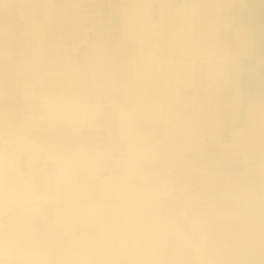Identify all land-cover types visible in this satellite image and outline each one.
Here are the masks:
<instances>
[{
	"label": "crops",
	"instance_id": "obj_1",
	"mask_svg": "<svg viewBox=\"0 0 264 264\" xmlns=\"http://www.w3.org/2000/svg\"><path fill=\"white\" fill-rule=\"evenodd\" d=\"M46 4L59 21L60 0H0V264H264V157L257 158L264 156V0H152L153 21L163 26L154 41H168L167 50L159 44L154 54L160 62L169 57L200 70L196 76L186 73L179 102L190 95L193 105L202 102L205 125L211 120L217 125L216 140L207 144L228 151L226 159L216 160L217 171L207 159L197 180V161L189 154L183 158L184 183L200 179L204 187L221 189L210 196L212 208L191 205L184 208L187 214L166 206L167 198L177 197L171 177L145 174L152 183L162 182L154 186L166 188L162 191L126 189L132 176L144 175L135 163L150 164L165 139L176 144L171 122L168 132L157 122L151 132L138 131L135 121L147 119L143 111L135 120L122 110L119 142L106 141L102 150L95 137L81 143L80 135L60 133V118L79 112L31 110L25 96L32 56L51 46L41 41L46 27H38L48 20ZM185 41L197 45L187 57L178 47ZM211 54L227 71L223 66L215 77L209 75ZM48 57L53 56L43 61ZM151 86L154 104L163 98L153 81ZM188 86L195 91L183 95ZM152 110L149 122L156 118ZM162 113L167 118L166 110ZM212 129L181 138L194 143L192 136H211ZM245 151L248 158L241 157ZM225 165L248 169L237 174L222 169ZM230 181L250 186L226 189ZM116 182L124 186L114 187ZM189 187L184 186L186 195L193 193Z\"/></svg>",
	"mask_w": 264,
	"mask_h": 264
},
{
	"label": "rangeland",
	"instance_id": "obj_2",
	"mask_svg": "<svg viewBox=\"0 0 264 264\" xmlns=\"http://www.w3.org/2000/svg\"><path fill=\"white\" fill-rule=\"evenodd\" d=\"M44 8L45 13L48 16V20L41 21L44 23V26H47V30L42 32L45 33L44 36L51 45L60 41V87L61 90L64 88L65 100H67V102H71V104L76 101L78 102L75 103L76 105L83 103V105L90 108V112H82L79 111V109H74V111H60L65 115L71 114L72 112H79V115H81L76 118H64V116H62V118H60V126L62 124L64 125L60 127V133L66 136L69 135L70 137L80 135L77 141L81 143L94 142L93 138L95 137L96 142H98V147L103 150L102 144H104V142L107 141L110 143L111 140L113 142H119L121 137L119 126V122H121V120L119 116L121 111L125 110L128 114H134L133 117L135 120L137 119V114H141L140 111H143L142 114H144V116L148 119L149 116H151L150 110L158 102L155 101L154 104L151 102L153 92V86H151L152 81L153 85H155L154 89L156 92L158 90V92L161 93L163 90V86L159 85V82L161 83V81H154L151 77L148 79L146 78L147 80L144 81L145 86L143 87H141V85H137L139 81H136L137 79H135L139 75L136 70L137 64L136 62H133V59H137L136 55L141 51V49L136 47L135 42L138 37L137 31L140 30V26L144 21V18L141 21L136 19V6L134 5L133 0H60V20L58 22L57 20H54L52 13H47L46 5ZM41 22L38 23L39 28H42L40 25ZM144 28L147 32L151 31L153 35L157 34L159 31V29H153L147 23H144ZM158 41H160V46L163 47L164 50H167L168 41L162 38ZM36 49L37 48L35 47V50ZM108 49L111 50L110 53L108 52ZM54 51L55 49L53 52ZM42 57L43 56L40 54L32 56V62L35 64H32V72H30L31 85L30 87H26V89L29 87L30 92L29 95L26 94L25 96L26 101L30 100L31 110L39 112L42 105L41 103L39 104V102H36L37 100L35 96L39 95L42 97L39 93V89H43L44 87L49 89V84H54V79L56 80L57 74L59 73L57 69L59 66L56 61H53L55 60V57H48L47 62H44ZM208 58L209 62H213L212 58L214 57L212 54L209 55ZM99 67L103 70L108 69V71H110L109 68H112V70L118 75L117 80H120L123 85L124 83H131L129 90H131L133 96H126V91L121 88L103 90L99 84L100 80L95 76V71H98L100 69ZM50 70H55V73H48L47 71ZM129 77L131 80H129ZM186 88L187 89L182 88L183 95L195 91V87L191 88V86H188ZM197 89L198 88H196V91ZM73 92L78 98L74 97ZM101 96L104 99L103 103L102 101H97ZM122 98H126L125 102L120 103ZM137 98L139 101L136 102V100H138ZM49 103H52V101H49ZM201 103L202 102L199 104ZM178 112L181 116L185 114V110L183 108H179ZM152 113V116H154L155 112L153 110ZM163 114L164 113H162V115ZM197 114H203L200 115L203 119L201 120L202 126H195L193 129L182 128L180 124L181 121L176 124L178 126L173 123V126L171 125L173 127L172 128L170 126V121L166 117L165 119H158L156 117L150 120V122L147 121V119L135 121V127L138 131L148 130L151 132V130H153V123L156 124V122L163 128V132L171 130L169 127L176 129V133L174 135L176 137V144L172 143V141L169 143L168 140L165 139L161 142L160 146L156 148L157 152H155L159 155H156V157L154 156L153 161H151L150 164L135 163L136 166L139 165L138 168L144 170V175L140 176L141 179L139 180L138 178H134L136 176H132L133 178H130V182L126 187L127 190L137 191L140 194L162 191L164 189L163 187L160 189H157L156 187L154 188V186L158 187L157 183L162 182L159 181L157 183H152L154 179L149 180L151 177H147L145 174L152 173L154 174L152 177H171L176 180L175 186H170L171 192H175L177 197L174 199L167 198L165 200L166 206H169L170 204L172 206L174 205L178 208V210H181V213H186L184 208L192 206L212 208L210 196L217 194L221 189H217L216 187L214 189L208 188V186L204 187L205 184L202 183L200 179L193 183H184L186 162L183 161V158L189 154L197 161L195 164L198 168L197 173L194 172V179H196V176H201L202 166L208 162L207 159H209V161H213L210 163L214 164L211 167L217 171L219 167L216 160L224 158L228 151L225 149L224 152L221 147H215V145L207 144L208 142L211 143L216 140L217 133L213 134V132L216 131L215 129H212V127L215 128L217 125L214 126L212 120L211 122L209 121V124L207 123V125H205L206 121L204 119V108L201 111H197ZM197 118L198 117H196V119ZM220 122H222V120H219V123ZM129 123H131V121ZM207 126L212 129L211 136L200 139V136L194 135V137L192 136L191 138L194 139V143L187 141L184 142L181 138L184 137V134L189 135L194 132H205V128ZM230 128L231 126L226 127L225 131H228ZM97 154L100 156L105 155L103 151H98ZM131 155L132 157L137 156L136 152ZM236 157H238V155H233V158ZM241 157L248 158V153L246 151L242 152ZM263 157L264 156L259 154L257 156L259 159H262ZM222 169H231L237 174H242V172L246 174L243 170L248 168L246 165L228 167L225 165ZM106 177V173L103 172L102 178L100 179L105 182ZM148 180L151 181V184ZM120 185L124 186V183L116 182L114 187ZM185 185H190V187L187 188V191H192V194L189 193L186 195L183 190ZM240 185H243V188L245 189V187H248L249 184L240 181H230L225 185V187L230 190H241ZM210 191H212V193H207ZM196 194L199 196L196 197Z\"/></svg>",
	"mask_w": 264,
	"mask_h": 264
},
{
	"label": "bare ground",
	"instance_id": "obj_3",
	"mask_svg": "<svg viewBox=\"0 0 264 264\" xmlns=\"http://www.w3.org/2000/svg\"><path fill=\"white\" fill-rule=\"evenodd\" d=\"M133 3L136 6V9H135L136 19L141 21L144 18V21L141 23L140 30L137 31L138 37H137L136 42H135L136 47L138 49H141V51L137 53V55H136L137 59H135V58L133 59V62H136V64H137L136 70H137V73L139 75L135 78V79H137L136 81H139L137 85H139V86L141 85V87L145 86L144 81L151 77V78H153L154 81H157V82L161 81V83L159 82V85L163 86V90L160 94L163 99L159 100L156 103V105L153 107L154 112H155L154 117L161 118L163 116V115H160L161 112L166 110L167 119L172 124L174 123L176 125L178 122L181 121L180 124H181L182 128H184V129H189V128L193 129V128H195V126H199V125L202 126L201 120H203V119H202V116H200V115H203V114H197V111L203 110L202 104H194L193 105L192 103H190V101L195 100L191 95L187 96V98L183 97L184 101L181 103V102H179L180 95L178 92L179 89L181 88V86L187 82L185 79V77L187 76L186 73H190V74L194 73L196 76V73L198 75L200 74V70H197L198 68H196L190 62H186V61H184V63L183 62H176V61L171 62L169 57L164 58L165 60L160 62V60H158L157 55L154 54V52H156L155 50H156V48H158L159 44L156 42V40L154 41L153 33H151V31L150 32L145 31V28H144V23H147L153 29L157 30V29L161 28L163 30V26L159 22L155 23L153 21V7L151 5L152 0H133ZM46 6H47V13L51 14V12H52L51 11V5L46 4ZM163 14H165V9L162 10V17H161L162 22L165 20V17H164L165 15H163ZM40 25L42 27L41 28L42 30H44V28L47 27V26H44L43 22H41ZM164 26L168 28L169 24L165 23ZM46 30H47V28H46ZM59 30H60V28H59ZM59 39H60V37H59ZM41 41H42V43L48 42L46 40V38H44V37L41 38ZM196 46L197 45H196L195 41H185L184 43L179 42V44H178V47L184 50L183 55L185 57H187V54H188V56H190V51L195 50ZM54 49L60 50V41H58L54 45L47 47V49H43L44 51L41 52V54H42L41 56H43L42 58L44 60L46 59L45 57L48 55H52L53 57H55V60H53V61H56L58 64L59 68H57V69H58L59 73L57 74V80H58L57 83L49 84V86H50L49 89H47L46 87H44L43 89H41V88L39 89V93L42 96L41 97L42 107L40 109V112L67 111V110H73L74 111V109H79V111H82V112H90V110H89L90 108L83 105V103H79L78 105H76L75 103H78L76 101H75V103L71 104V102H67V100H65L64 88L62 87L63 90H61V87H60V53L55 56L54 55L55 52H53ZM78 56H79V54H78ZM209 63H210L211 67H210V71L208 70L209 71L208 73L211 77L212 76L215 77L217 75V73H219V71H222L223 66H224L223 72L227 71L226 65H223L222 63H218V62H214V61L209 62ZM92 66H93V64H92ZM94 67H96V66H94ZM194 68L196 69V70H194L195 72L193 71ZM97 69H98V67H97ZM109 69H110V71H108V69H104L105 70L104 71L102 68H100L98 71L97 70L95 71V76L97 79L100 80L99 84L101 85L102 89L103 90H105V89L110 90V89L121 88V89L126 91V93H127V94L125 93L126 96L127 95L133 96L131 90H129L131 87V83H124V85H123L120 80H117L118 75L112 70V68H109ZM47 72L48 73H55V70L54 71L50 70ZM129 80H131L130 77H129ZM135 85H136V83H135ZM49 101H52V103H49ZM175 101H176V103H178L180 105V106H178V104H177V106H178L177 108L175 106L176 105ZM179 108H183L185 110L184 115H182V116L180 115V113L178 112ZM196 117H198V118L196 119ZM176 126H178V125H176ZM142 156H143V154H142Z\"/></svg>",
	"mask_w": 264,
	"mask_h": 264
}]
</instances>
